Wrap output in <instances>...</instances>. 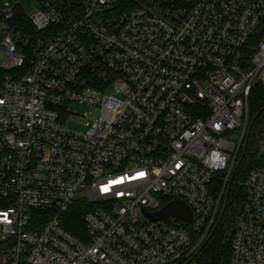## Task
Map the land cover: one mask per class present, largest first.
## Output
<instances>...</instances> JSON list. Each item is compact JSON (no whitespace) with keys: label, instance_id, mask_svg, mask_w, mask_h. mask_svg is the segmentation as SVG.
Here are the masks:
<instances>
[{"label":"built area","instance_id":"2783aa9c","mask_svg":"<svg viewBox=\"0 0 264 264\" xmlns=\"http://www.w3.org/2000/svg\"><path fill=\"white\" fill-rule=\"evenodd\" d=\"M35 1L0 0V264H198L264 87V0ZM172 201L191 222L145 216ZM230 264H264V157Z\"/></svg>","mask_w":264,"mask_h":264},{"label":"trees","instance_id":"16d2710c","mask_svg":"<svg viewBox=\"0 0 264 264\" xmlns=\"http://www.w3.org/2000/svg\"><path fill=\"white\" fill-rule=\"evenodd\" d=\"M5 75L6 72L0 69V89ZM263 157L264 87L256 86L250 97L248 129L241 150L238 153L234 171L220 202L216 226L200 254L195 257L194 261L196 263L230 264L232 240L236 230L237 219L246 195V181L250 172L261 164ZM224 183L225 175L220 174L215 177L213 195L217 201L220 198ZM81 212L82 205L78 204L67 216L63 227L80 239L85 240L87 233L81 219ZM37 213L39 217H42V220L49 217V215H45L44 213ZM3 247V244L0 243V251L3 250Z\"/></svg>","mask_w":264,"mask_h":264},{"label":"rangeland","instance_id":"374dc122","mask_svg":"<svg viewBox=\"0 0 264 264\" xmlns=\"http://www.w3.org/2000/svg\"><path fill=\"white\" fill-rule=\"evenodd\" d=\"M3 1H16L22 7L23 11L30 15L37 8L38 4L35 0H3ZM5 53L0 52V69L5 61ZM70 111L74 113L71 116V120L68 122V129L74 132H85L87 130V124H91L96 119L94 110L89 106L74 104L71 106ZM248 129V126H247ZM247 131V130H246Z\"/></svg>","mask_w":264,"mask_h":264},{"label":"water","instance_id":"95a60500","mask_svg":"<svg viewBox=\"0 0 264 264\" xmlns=\"http://www.w3.org/2000/svg\"><path fill=\"white\" fill-rule=\"evenodd\" d=\"M152 221H159L169 217L189 223L192 221L193 214L189 207L182 201H172L165 205L160 211L154 214L144 213Z\"/></svg>","mask_w":264,"mask_h":264}]
</instances>
